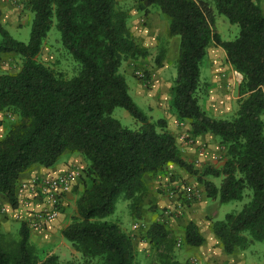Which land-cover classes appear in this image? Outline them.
Instances as JSON below:
<instances>
[{
    "label": "trees",
    "instance_id": "obj_1",
    "mask_svg": "<svg viewBox=\"0 0 264 264\" xmlns=\"http://www.w3.org/2000/svg\"><path fill=\"white\" fill-rule=\"evenodd\" d=\"M260 1L133 0L144 13L157 7L168 20V36L179 38L171 109L179 121H189L193 136L211 134L223 149L222 164L202 171L183 158L166 120H153L129 92L121 66L125 60L147 57L149 50L135 40L128 13L118 0H28L26 9L33 16L28 42L15 39L0 21V56L20 59L15 74L0 72V114H7L0 136V195L17 208L19 180L34 166L51 168L67 153L80 154L86 163L73 188L74 211L61 230L80 261L61 262L46 247H35L31 229L21 222L16 238L0 230V264H138L134 236L105 219L115 213L120 197L141 218L145 177L160 174L170 164L195 176L209 199L219 203L247 199L239 211L227 213L224 219H209L225 254L242 252L252 242L264 240ZM216 14L239 26L235 39H221L215 29ZM54 25L64 50L77 63L72 77L39 59ZM212 42L224 49L229 64L242 75L236 109L229 118L211 115L202 105L206 88L201 65ZM165 52L156 58L159 65ZM117 107L126 109L139 128L123 126L113 116ZM209 176L222 178L220 185ZM169 228L159 218L143 233L162 264H168L165 259L169 261L173 252ZM183 242L189 247L205 243L196 223L185 225Z\"/></svg>",
    "mask_w": 264,
    "mask_h": 264
},
{
    "label": "crops",
    "instance_id": "obj_2",
    "mask_svg": "<svg viewBox=\"0 0 264 264\" xmlns=\"http://www.w3.org/2000/svg\"><path fill=\"white\" fill-rule=\"evenodd\" d=\"M118 2L120 7L128 13V26L135 40L139 45L147 48L150 52L149 54H154V48L159 37L164 38L166 42H168L167 47L165 46L166 52H168V44L171 40L173 42L179 41L178 37L168 36V20L157 7H151L147 13H144L135 6L133 0H118ZM260 6L264 14V0L260 1ZM0 10L2 20L5 22L8 19V15L20 11L13 5L11 0H0ZM166 52L162 58L160 70H156L157 74L160 76L161 85L154 84L152 89H145V87L139 83L131 89V86H129L127 82L129 92L131 96L133 94V97H138L142 103L148 104V115L153 120H166L167 129L176 137L183 158L192 162L196 169L202 171L209 165L220 166L222 164L223 149L219 145L217 139L211 134L193 136L189 121H179L171 109V82L165 78L168 68L167 60H165ZM206 58L207 61L205 65L207 67V75L203 76L202 79L203 86L206 88L205 98L203 97L202 99L203 108L209 114L216 117H228L227 115L233 113L235 103L237 105V99L239 98L238 86L241 83L242 75L235 71L229 64L225 51L223 53H214L210 52L208 47ZM175 77L174 75V79ZM151 86L152 85H150V88ZM168 86L170 92L167 91ZM81 160L83 164L81 163L80 165L84 167L85 162L81 157L65 154L57 164L51 168L36 165L24 173L17 186V208H13L9 200L0 195V223L3 226L12 222H18L19 224L24 222L27 224L34 212L40 211L45 207L43 197L35 196L27 190H21V183H29L34 179L42 177L62 175L70 170L72 166H75V163ZM145 178L146 183L149 184L153 204L159 209L160 218L163 215V211L171 205V201L167 195V190L169 188L181 182H187L202 188L204 190V196L200 200L187 206L185 210L186 216L184 214V216L179 219H170L168 225L172 227L175 223L185 219L186 222L183 223L185 230V225L188 222L192 221L196 223L201 234L205 237V243L199 247H193L195 251L207 261V263L220 264L218 261L215 262L216 259L214 257L221 252L223 254L221 258L228 261L227 264L230 262L237 264L239 254L227 255L224 253L221 244L211 231V221L207 220L208 218H213L218 200L211 202L213 199H209L206 196L204 186L198 182L195 176L177 165L170 164L166 166L164 171L160 174L152 177L147 175ZM208 179L218 186L222 180L220 177L212 176H209ZM72 189L64 195V203L60 215L41 229L30 228L31 238L46 239L48 237L52 238L57 233H61L62 228L69 223L72 209L75 208V206H71V200L73 198L74 200L76 199V196L72 193ZM68 205L69 208L65 209ZM211 210L213 214L209 217L208 212ZM241 258L244 260L243 257ZM242 263L244 264V261H242Z\"/></svg>",
    "mask_w": 264,
    "mask_h": 264
},
{
    "label": "rangeland",
    "instance_id": "obj_3",
    "mask_svg": "<svg viewBox=\"0 0 264 264\" xmlns=\"http://www.w3.org/2000/svg\"><path fill=\"white\" fill-rule=\"evenodd\" d=\"M26 0H21L20 4L15 5L17 9L20 11L13 13L12 15H8L7 21H3L2 17H0L1 23L6 27V29L11 33V35L23 42H28L30 37L31 31V23H32V14L26 9ZM11 16V17H10ZM215 29L220 34V37L224 41H230L236 38L239 33V26L231 24L228 19L224 15L216 14L215 15ZM159 37L157 39V44L155 45V52L154 54H149L145 58H139L137 60H125L121 66L120 72L125 76L126 81L128 82L131 89L133 86L137 84H141L145 89H152L153 85H161L160 76L157 74L159 68H161L157 62L156 58L161 53L165 46L167 47L166 40L164 38ZM179 41L173 42L172 40L168 44V52H166V58L168 63V68L166 70L165 78H167L171 82V93H172V86L174 84V75L177 76V58H178V51H179ZM209 51L214 53H223L224 49L221 46L216 45L212 42L209 46ZM150 53V52H149ZM39 59L47 66L53 68L56 71L63 72L67 77H72L76 71L77 63L73 60L71 55L67 53L61 42H60V34L54 25L51 31L48 33V36L45 40L44 46L40 53ZM164 60V62H165ZM207 58L204 59L201 65V80L203 76L207 75V67L205 65ZM20 69V59L15 55H2L0 56V72L11 73L15 74ZM140 70L145 73V78H140L136 75V71ZM160 70V69H159ZM227 72V71H225ZM231 72V71H230ZM233 76L234 73L232 72ZM176 78V77H175ZM156 82V83H155ZM159 83V84H158ZM150 85L151 88H150ZM167 91L170 92L169 86ZM134 92V91H133ZM133 97V94H132ZM205 98V97H204ZM135 103L141 108L147 115H148V104L142 103L138 97H133ZM203 104V101H202ZM236 109V103H235ZM232 115H227L229 118ZM113 116L118 119L123 126H126L131 129H138L140 123L136 121L130 113L122 108L117 107L114 112ZM6 117L7 114H0V135L2 136L5 129L6 124ZM67 155H77L83 159L80 154L73 153ZM85 162V160L83 159ZM82 160L78 163H75V166L72 168H78L82 171L83 167H81ZM83 164V163H82ZM86 164V163H85ZM80 180L78 179L75 185ZM73 193V189H72ZM74 194V193H73ZM247 199H245L246 201ZM245 201H231L227 203H219L215 206V214L213 215L214 220H222L224 219L225 215L230 212L239 211ZM211 202H215L212 200ZM71 206H75L74 198L71 200ZM69 208V205L65 208ZM74 209L71 211V215ZM141 216L135 217L130 208V204L128 201L124 200L120 197L116 204V211L114 214L108 216L105 220L113 221L120 224L123 230L128 232L129 234L133 235L135 238V245L137 250V263L138 264H150L157 261V250L150 245L146 240L143 239V233L146 229H133L135 223H142L146 225V227L159 219V209L151 199L150 195V188L149 184H147V191L143 197V203L140 207L138 212ZM209 217L211 216L212 210L208 212ZM70 215V216H71ZM186 216V213H185ZM208 218L207 220H209ZM210 221V220H209ZM185 219L181 222L175 223L169 229L172 230V234L174 236V244H173V252L170 256L168 264H211L210 262L207 263L196 251L193 247L187 246L184 242L181 243L180 246L177 245L178 240L183 238V230ZM20 224L18 222L8 223L6 225H2L0 223V230L9 234L12 237H18V229ZM31 243L37 247L42 248L46 247L50 253H55L59 256L61 262L67 261H80V254L74 250L69 242H67L61 233H57L52 238L48 237L46 239H37L35 237L31 238ZM214 249V248H213ZM239 257L237 258V264H264V240L263 241H254L250 246L242 251L239 252ZM223 255L219 252L214 258L216 259L215 262L218 261L220 264H227L228 261H225L221 258ZM244 258V260L241 257ZM159 257V256H158ZM162 264V263H160ZM228 264H235L230 262Z\"/></svg>",
    "mask_w": 264,
    "mask_h": 264
},
{
    "label": "built area",
    "instance_id": "obj_4",
    "mask_svg": "<svg viewBox=\"0 0 264 264\" xmlns=\"http://www.w3.org/2000/svg\"><path fill=\"white\" fill-rule=\"evenodd\" d=\"M11 1L15 5L21 2V0ZM135 73L140 78H145V73L142 71L137 70ZM81 172L78 168H72L59 176L42 177L29 183H21V190H27L35 196H42L45 203V207L40 211L34 212L32 218L27 222L29 228L41 229L60 215L64 203V195L72 189L76 181L81 177ZM167 195L171 205L163 211L160 219L168 223L170 219L183 217L187 206L204 196V190L197 185L181 182L169 188ZM140 228L145 229V223H135L133 226V229L136 230ZM181 243L182 239H179L177 245L180 246Z\"/></svg>",
    "mask_w": 264,
    "mask_h": 264
}]
</instances>
